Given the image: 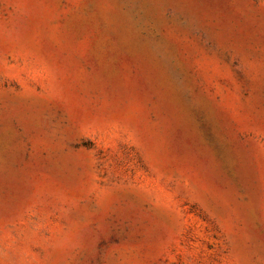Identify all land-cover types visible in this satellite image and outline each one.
Listing matches in <instances>:
<instances>
[{
	"label": "rangeland",
	"instance_id": "rangeland-1",
	"mask_svg": "<svg viewBox=\"0 0 264 264\" xmlns=\"http://www.w3.org/2000/svg\"><path fill=\"white\" fill-rule=\"evenodd\" d=\"M0 264H264V0H0Z\"/></svg>",
	"mask_w": 264,
	"mask_h": 264
}]
</instances>
